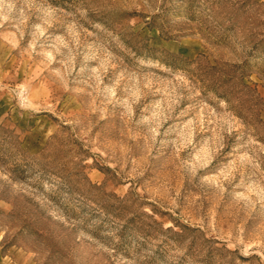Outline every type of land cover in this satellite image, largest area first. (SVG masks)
<instances>
[{"label": "rangeland", "instance_id": "1", "mask_svg": "<svg viewBox=\"0 0 264 264\" xmlns=\"http://www.w3.org/2000/svg\"><path fill=\"white\" fill-rule=\"evenodd\" d=\"M0 264H264V0H0Z\"/></svg>", "mask_w": 264, "mask_h": 264}]
</instances>
